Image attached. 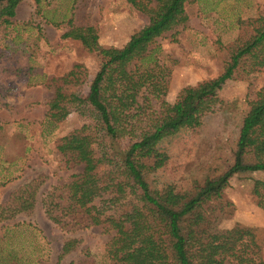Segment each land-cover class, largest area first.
I'll use <instances>...</instances> for the list:
<instances>
[{"label":"rangeland","instance_id":"1","mask_svg":"<svg viewBox=\"0 0 264 264\" xmlns=\"http://www.w3.org/2000/svg\"><path fill=\"white\" fill-rule=\"evenodd\" d=\"M35 7L33 0H21L11 22L0 28V205L20 184L32 178L40 182L30 213L0 220V264H70L84 252L96 264H107L105 244L115 230L93 224L84 208L62 211L69 204L67 185L83 165L64 161L56 139L89 121L75 109L56 122L46 117L54 92L50 79L81 63L86 77L79 78L87 86L103 59L80 41L61 38L69 28L67 17L72 26L94 27L100 49L123 46L148 16L126 0H44L39 13ZM185 10L187 20L149 46L153 61L171 67L165 94L169 103L178 101L187 87L223 71L235 49L254 34L256 19L264 16V0H189ZM251 62L245 59L217 90L215 111L148 149L147 178L157 196L179 195L193 181L202 182L232 163L249 102L264 93V67L252 69ZM256 180L264 183V172L231 175L220 198L207 207L210 231L223 233L241 223L259 228L264 237V185L253 193ZM46 204L61 223L49 218ZM69 238L77 240L74 249L61 255Z\"/></svg>","mask_w":264,"mask_h":264},{"label":"trees","instance_id":"2","mask_svg":"<svg viewBox=\"0 0 264 264\" xmlns=\"http://www.w3.org/2000/svg\"><path fill=\"white\" fill-rule=\"evenodd\" d=\"M33 1L39 13L44 0ZM126 1L145 13L148 22L121 47L98 49L94 27L72 26L71 17L66 18L69 28L61 38L78 40L89 52L99 51L103 59L87 86L79 78L86 77L81 63L50 79L54 92L46 117L56 122L75 109L84 122L89 121L56 139L64 161L83 165L67 185L69 204L62 211L84 208L93 224H108L115 230L105 244L107 264H264L259 228L236 223L214 233L207 210L232 174L264 172L263 92L249 102L233 161L220 173L193 181L179 195L164 199L152 190L144 161L150 147L216 110L217 90L245 59H251L252 69L264 67V16L256 19L254 34L235 49L218 76L187 87L178 101L169 103L165 94L171 67L153 61L149 46L187 20L189 0ZM20 2L0 0V28L11 22ZM260 184L264 185L255 181L253 193L259 194ZM39 185L38 178H32L12 190L0 205V220L30 213ZM52 209L46 204L49 218L61 223ZM76 242V238L64 240L60 254L71 252ZM70 264L96 261L84 252Z\"/></svg>","mask_w":264,"mask_h":264}]
</instances>
